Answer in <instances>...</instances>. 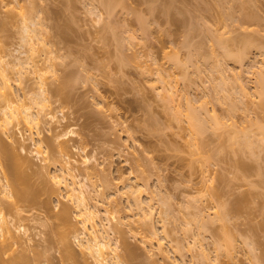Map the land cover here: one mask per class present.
<instances>
[{
  "label": "rangeland",
  "instance_id": "obj_1",
  "mask_svg": "<svg viewBox=\"0 0 264 264\" xmlns=\"http://www.w3.org/2000/svg\"><path fill=\"white\" fill-rule=\"evenodd\" d=\"M103 1H110L111 15L105 12ZM103 1L0 0V55L6 61L19 55L24 61V54V58L29 54L24 53L28 48L21 39V17L37 22L32 25L40 41L34 40L37 50L32 57L48 92L47 101L35 109L44 103L41 114L55 115L53 121L43 116L39 127L14 121L6 132L0 128L1 140L19 160L25 159L20 171L28 180L27 187L54 190L40 192L32 204L1 194L3 209L18 207L12 216L15 226L21 225L19 241L10 251L33 255L46 250V256L34 264H95L72 237L78 262L61 258V234L79 224L73 203L65 190L53 185L47 172L54 171L53 159L66 153L76 160L75 173L85 184L86 195L95 185L107 196L112 194L102 200L95 192L89 201L98 210L95 225L103 226L111 243L119 245L124 264H216L217 260L218 264H255L250 242L256 264H264V133L260 129L264 127V84L260 94L256 83L257 71L264 73V0ZM161 4H171L170 12L175 14L161 13L165 9ZM151 7L160 15L152 13ZM136 14L142 17L145 29L138 25L142 23ZM213 36L223 37L220 43L226 41L224 47L230 45L227 51L235 55L243 43L251 44L242 59L222 60L223 75L213 66L221 61L214 58L222 53L213 44ZM206 56L211 60L206 61ZM6 68L9 73L11 67ZM16 69L9 70L10 90L15 98L31 105L30 96L38 91L40 76L33 68H22L21 74ZM163 74L169 78L167 85L157 79ZM237 78L240 82L235 84ZM216 91L221 97V92L231 93L230 101L215 97ZM187 107L200 117L212 115L215 125L191 133L184 116ZM32 140L41 141L39 155ZM0 156L1 184L6 162L2 153ZM84 156L98 172L107 169L113 182L110 180L109 188L103 187L101 171L97 177H87ZM121 175L128 178L125 184H132L137 200L151 206L150 219L158 238L148 231L147 219H137L135 210L118 213V206H132L135 197L122 193ZM223 204L226 209L222 210ZM218 209L228 213L224 219L215 218ZM200 210L204 218L197 216L196 220L195 212ZM63 211L68 214L59 221L55 215ZM228 240L233 245L229 255L222 251L218 256L215 247L225 242L228 247ZM125 243L135 249L133 258L124 256Z\"/></svg>",
  "mask_w": 264,
  "mask_h": 264
},
{
  "label": "bare ground",
  "instance_id": "obj_2",
  "mask_svg": "<svg viewBox=\"0 0 264 264\" xmlns=\"http://www.w3.org/2000/svg\"><path fill=\"white\" fill-rule=\"evenodd\" d=\"M220 1H223V0H220ZM103 2H106V1H103ZM103 4L105 6V10H106L105 12L106 13L108 12L110 14V12L112 10V6L110 5V1L109 2H106V3H103ZM151 4H150V6H152ZM161 5H163V4H161ZM170 5L167 4L166 7L163 5L165 9H163V7L160 6L163 9V11H161V13L162 12L165 13V14L167 13V15H168V13L171 11L170 10ZM160 7L158 6L157 9L160 8ZM155 9L156 8L151 7L152 13H155V12L158 11V10H155ZM173 9L174 8H172V10ZM153 11H155V12H153ZM172 12H170V13L172 14ZM158 13L160 15V12L159 11H158ZM23 15H24V13L21 16H23ZM25 16L26 15H24L23 18L21 17V20L24 22V25H22V27L23 26L24 27H23V30L21 32V35H22V33H24V34H23V36H21V39L23 37V39H22V40H24L22 42V43H24L23 45H25L27 43V45L29 46V47H27V45L25 46L26 48H28L27 49V50H29L28 52H27V50H24L26 52L23 51L26 54L29 53L28 56L26 55V58H24L25 57V54H24V57H22V60H24V61H20L21 60L20 59L21 58L20 55L14 57L13 60L6 61V56L5 55L3 56V54L0 55V128L3 131L5 130L4 132H6L7 127L9 128L8 125H11V123L14 122V121H16L18 124H21L22 123V124H24V126H26L28 128H32V127L34 128V127H37L39 124H41L43 122V116H44V118H48L50 121H53L55 119V115L53 113H50L49 111H48L49 113L46 112L47 113L46 116L44 114L43 115L41 114V109H42V107L44 108V106H43L44 103H43V105H42L41 108L40 107L39 108L37 107V109H35V106L41 105L42 102H43V100L44 101H47V98H46L47 95L45 96V93L47 94L48 91L46 90L47 89L46 88V86H47L46 81H44L45 79L41 77L42 76L41 73L38 75V71H37V68H36L37 67V64L35 65V60H33L34 58L32 57V55H34L33 52H35L37 50L36 47H35V41L36 42L37 41H40V38H39V40L37 39L39 37V35L37 36L38 33L36 32L37 31L36 30L37 28L33 27V25L35 26L37 22L35 20L33 21V20L29 19V17L26 18L27 16L26 17ZM137 16H139L138 19H140V20H137L138 23L139 22L142 23V20H141L142 17L140 18V14L137 15ZM171 16H174V15H171ZM27 19H29V21H27L28 23L30 21L32 22V23L31 22L29 23L30 25L26 22ZM145 19H146V17H145ZM143 21H145V20H143ZM34 22H36V23H34ZM144 23L145 22H143L142 24L139 23L138 25L139 26H143ZM144 26H143V28H144ZM141 28L139 30H141ZM143 30H141V31L143 32ZM141 34H142V36L144 35V33H141ZM215 37L213 36V40L216 39L215 40L216 43L214 42L213 44H216V46L218 45L220 51H222L223 54L221 53V56L218 54V56L220 57L218 59V58H216L217 56L215 57V53H213V55L215 57L214 58L215 59V62H216V59H217V61L218 60H221V61L220 62H216L218 64L215 63L217 66H215V64L214 65L212 64V65L215 68L218 67L216 71H220L222 73L221 75H223L224 74L223 72H225V71L222 72V70L225 67H223L224 65L222 66V64H221L222 60H225L227 58L228 59L229 58L232 59V57H233L232 60H234V59L236 60L237 59V61H238L239 59H242V57L247 53L246 52L247 51L246 50L247 47H250L251 44L244 41L245 42V43H243L244 46H242L243 49H241V51H239V52H236L237 55H235L234 54L235 52L230 53L232 50L231 51L230 50L227 51L228 48L230 47V45L224 47V43H226V41L224 43L223 42L220 43L222 41L223 37L222 38H215ZM220 37H221V34H220ZM35 39H37V40H35ZM223 41H224V39H223ZM228 42H227V44H228ZM39 43L40 42H38V44ZM38 44L36 43V45H38ZM185 44H187V42H185ZM188 45H189V41H188L187 46ZM220 45H221V47H220ZM216 46H212V48L214 49V47H216ZM221 48H222V50H221ZM34 49H36V50H34ZM216 49L219 50L218 48H215V50ZM217 50H216V52H217ZM195 51H193V52L195 53ZM211 52H213V51H211ZM175 53H176V51H175ZM192 55H195V54H192ZM198 55H196L195 57H197ZM225 55H227L228 57L225 56ZM18 57H20V58H18ZM207 58H208V56H206V58H204V59L206 60ZM188 59L190 60L189 57H188ZM194 59L195 58H193V60ZM204 59L202 61H204ZM208 59H210V58H208ZM176 60H177V57L175 58V60H173V63L174 64L176 63ZM200 60H201V58L199 59V61ZM206 61H204V63ZM177 62H178V60H177ZM196 63L198 64V61ZM206 63L204 64L205 66H206ZM162 64H160V65H162ZM196 65L194 67H196ZM212 65L209 66V67H212ZM25 66L29 67V70L28 71H30L31 68H33V70H34V71H32L33 73L37 71L38 77L41 75L39 77V80H38V82H39L38 83V85H39L38 91L32 93L31 96H30V100L32 101V104L33 105L32 104L31 105H28V104L25 105V103H23L24 100L23 99L22 100L19 99L20 100L19 101L17 98H15V95L13 94L14 92L10 90V88H12V87H10L11 86V83L9 82L10 77L8 76L9 73H10V71H13L14 70V67H17L15 73L21 74V73H23L22 72V68H25V69L27 68ZM6 67H11V69H8V72L9 73H7V68ZM197 67H198V65H197ZM214 67H213V69L215 70ZM221 67H222V69H221ZM219 68H220V70H219ZM25 69H23V70L26 72L27 70H25ZM161 69L162 68L160 66H157V70H160L161 71ZM210 70H212V68ZM257 73H259V74L256 76V77H258L257 78L258 80L256 79L257 80L256 83H258L257 84V85H259L258 89L261 92L260 94H262L263 92L261 90L263 89V91H264V87H261L262 88L261 89L260 88V85L264 84V73L261 72L260 70H258ZM163 75H161L157 79H160L161 82L163 81V83H165L166 85L169 84V82H168L169 81L168 76H166V74H165L164 77H163ZM237 77L239 78L240 76H237ZM238 78L236 79V81H235V79L233 80V82H235V84H237L238 82H240V80ZM167 79H168V81H167ZM237 80H238V82H237ZM239 85L242 86V84H240V83H239ZM241 86H239V87H241ZM241 88L244 89L243 87H241ZM216 92H218L217 95L219 96V94H220L219 91H216ZM228 94H229V92H228ZM228 94H225L226 95L225 96L224 93L221 92V95L224 98V100L227 98L226 100L227 101H230L229 99H230L231 93L229 94V97H227ZM218 96H215V97L222 98L221 96H219V97ZM170 98H173V97H170ZM223 98L221 100H223ZM226 100L224 102H226ZM21 101H23V102H21ZM221 103H222V101H221ZM188 107L186 108V112L184 113V116L186 118V121H188V123L190 124L191 133L198 134L206 126L210 127L212 125V127H213L215 125V122H214L213 118H211L212 115H210L209 117H208L209 114L205 116V117L209 118L210 121L212 120L210 122V121H207V119L204 116H201L202 117L201 118L199 116V114L195 110L188 109ZM206 109H202V110H204V112H205ZM231 110H233V109H231ZM43 113H44V111H43ZM181 114H183V113H181ZM181 114H179L178 116H181ZM203 117L205 118V121H204V118ZM181 118L183 119L184 117L181 116ZM206 129H207V127H206ZM260 129H263L262 132L264 133V127L260 128ZM67 133H68V131H67ZM69 133H70V131H69ZM40 143H41L40 140H38L37 142L36 141H33V145H35V146L38 147V148L36 147L35 148L36 151H34V152H36L37 155H39L42 152L41 151V148H40L41 147L40 146L41 145ZM245 143H247L248 145H250V143L247 142V141ZM64 151H66V150L64 149ZM1 153L4 155L3 158L5 159V162H6V173L4 172V176H3L4 177L3 178L4 181L0 184V186H1L0 187V264H34V262H35L36 259L38 260L39 258H44L46 256V250H44V251H40V250L39 251H35L33 253V255H30L28 252H25V251H19V252H15L14 250H12V252L10 251L11 248H12V246L14 244H17L18 241H19V234H17V232H20L21 225L15 226V223L13 221L14 219H13V216H12V215H16V213H18V207L17 206H8V207H5L3 209L2 201H1V194H2V196L4 195L5 197L6 196H8V197L10 196L11 197V196L14 195V197L17 200L21 201L22 203L32 204V203H34L36 201V199H37L38 195L40 194V192L44 191L46 193H48V192L51 193L54 190L51 187H44L43 189H40L38 191H32V188H28L27 187V181L28 180L27 181L25 180L26 179L25 175L23 176L22 175L23 173H21L23 171H20L21 170L20 169V166H21L22 163H24L25 159H24V161H22L20 159L21 160L20 161L19 158H18V156L15 153H13V151L11 150V148H9L6 145V143L3 140H1V138H0V154ZM62 154H63V152H62ZM89 160H90L89 157H86V156H84V159L82 160L84 166L86 165L85 166V170H87V171L84 170V172L87 173V177H97V176H99V172L101 171L102 172V177L104 176L103 178L105 180V182L103 184V187L109 188L110 185H111L110 184V180L112 178L110 180L108 179L109 176L107 177L108 174L105 173V169L106 168H103V167L101 169L99 168L100 171L98 172V169L96 168V166L90 165V163H89L90 161ZM0 161H1V159H0ZM73 162L75 163L76 160L73 159V158H71L68 154L66 155V153H65V154H63V158H61V159H57V158L53 159L52 164H53V170L54 171L52 173H50V174L47 172V174L49 175L48 178L51 179L50 181H52L53 185L56 186V187H58V189L65 190L66 197L74 205L75 217L77 218V221H78V224H79V226H76V227L71 228L67 233H62L61 234V236H60V243H61V252L60 253H61V258L63 260H72L73 262H78V254L72 248L71 242H70V240H71L70 238L72 237V238H74V240H77L76 242L79 243L80 248L83 249V250H85V252L89 256L92 257V259L94 260V263L95 264H124L123 263V257L118 252L119 245L117 243H115V244H112L111 243V239L109 238V234L103 228V226H101V227L98 228L95 225L96 224V222H95L96 219L95 218L98 216V210L95 208V204L92 205L90 203V201H89V199H91V197L95 196V192H97L101 196L102 200H105L108 196H111L112 194H109L107 196V194L103 190L102 191L101 190H97L96 188L98 186L96 187V185H95V188L93 187L91 189L92 190V193L86 195L85 194V189H84L85 184L82 182V179H79V176H78L79 174L75 173V169L77 167L74 166V163ZM99 167H101V166H99ZM83 175L86 176V174H84V173H83ZM124 177L125 176H122L121 175L120 180H119V177H118L119 182L125 184L127 182L128 178L127 177L124 178ZM88 180L91 181L92 179L90 178ZM111 183H113L112 180H111ZM25 184H26V186H25ZM92 186H94V185H92ZM115 193L116 194H113V195H117V192H115ZM122 193L128 194L130 197L132 196V198L135 196L133 198L134 204H132V206H127V207H124V208H122V206L121 207L118 206V208H117L118 213L119 212L121 213L123 211L125 212L126 210L128 212L129 211H132V210H135L136 213L134 215L137 216V219L142 218V220H144V222L146 221L145 219H147V221L145 223L147 225H149V228L151 229V231L150 230H148V231L151 232V234H153V235L156 236V233L157 232H156V230L154 231L155 228L153 227L152 219H150V218H152V209H151V206L148 205V204H147L148 205L147 206V205H145L143 203V201L137 200L138 197H136L135 190L133 189L132 184H125L124 185V190H123ZM221 206H219V207H221ZM224 206L225 205L223 204L222 210H223V208H225ZM116 207L117 206L115 205V211L117 212ZM218 211H219V209H218ZM218 211L215 213L216 215H214L215 218L216 217L218 218L217 220H220L222 218L224 219V215L226 217L227 214H228V213L227 214L223 213L225 211H222V212H220L221 210L219 212ZM226 212H227V210H226ZM198 213L195 212V215L193 213L194 217L196 216V218H195L196 220H199V218L202 216V215H200L201 214V210H200V213H199L200 216L198 215ZM67 214H68L67 211H63L60 214H56L55 217L57 219H59V221H63L65 219V217L67 216ZM219 217H220V219H219ZM202 218H204V216L201 217V220H203ZM205 221L203 222V224L200 225L201 227L206 224L207 221L206 222ZM144 222L142 224H144ZM189 223L190 222H188V224ZM146 224H145V226H146ZM164 224H162L163 227H164ZM261 225L263 226V223ZM13 226H15V227L13 228ZM146 228L149 229L148 226ZM198 234H199V232H198ZM195 239H198V238H195ZM201 239H199V242H197L198 245H200L199 243H200V240ZM158 242H160V240H158ZM227 242H228L227 244L230 246V248H229V246L227 247L225 245L226 242L224 244H222L221 242H219L221 244H219L218 246L215 247V248L218 249L216 251L218 256H219L218 252H222V251L225 252L226 254L228 253V255H229V252L232 250L231 248H232L233 245H231L232 244L231 241L229 242V240H228ZM246 243L249 245V242H246ZM192 244L194 245V242ZM249 246L250 247H248V248H250V252L252 253V255H251L252 262H255V264H256V260H257L256 257L257 256H256L255 251H254L255 250L254 249L255 247L253 246V244H251V242H250V245ZM132 247L133 246H131V245L127 244V243L124 244L123 251H124V256L125 257H127V258H133V256L135 255V251H134L135 249L132 248ZM158 247H161V242L158 243ZM200 252H201V254L204 252L202 248H200ZM204 255H206V254H204ZM217 255L215 256L216 257L215 258L216 260L218 258ZM205 257L207 258V256H205ZM205 257H202V258H205ZM217 262H218V260L216 261V264L219 263V262L218 263ZM42 263L43 264H46L45 261H42ZM214 263H215V261H214Z\"/></svg>",
  "mask_w": 264,
  "mask_h": 264
}]
</instances>
